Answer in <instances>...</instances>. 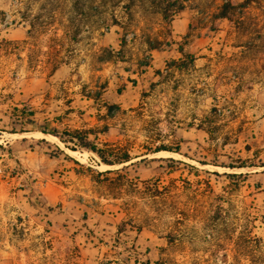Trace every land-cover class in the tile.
I'll use <instances>...</instances> for the list:
<instances>
[{"label": "rangeland", "instance_id": "1", "mask_svg": "<svg viewBox=\"0 0 264 264\" xmlns=\"http://www.w3.org/2000/svg\"><path fill=\"white\" fill-rule=\"evenodd\" d=\"M225 1L0 0V264H264V0Z\"/></svg>", "mask_w": 264, "mask_h": 264}, {"label": "trees", "instance_id": "2", "mask_svg": "<svg viewBox=\"0 0 264 264\" xmlns=\"http://www.w3.org/2000/svg\"><path fill=\"white\" fill-rule=\"evenodd\" d=\"M150 3L157 7V11L163 15V18L167 22H171L172 19L175 17L176 14L180 13L184 9L183 0H149ZM258 0H227L221 6L219 13L217 14L218 18L226 19L228 21H232L233 18L241 13L245 8L249 5L257 2ZM44 134H49L55 137H59L61 140L63 139L57 131H43ZM71 138V142L74 143V147H67L72 151H77L78 147L82 149L89 150L95 154H97L101 161L110 166L120 165L125 162H129L131 158L126 155L122 159H110L106 154L105 151L100 149L96 144L92 143L84 134L82 133H68ZM75 140V141H74ZM160 151H168L174 152L172 149H157L155 152ZM63 153V151H60ZM55 157H58L56 155ZM168 161L176 162L174 159L170 158L167 159Z\"/></svg>", "mask_w": 264, "mask_h": 264}, {"label": "crops", "instance_id": "3", "mask_svg": "<svg viewBox=\"0 0 264 264\" xmlns=\"http://www.w3.org/2000/svg\"><path fill=\"white\" fill-rule=\"evenodd\" d=\"M14 31H18L20 36L27 37L29 35V31L27 27H23V25L20 27V29H15Z\"/></svg>", "mask_w": 264, "mask_h": 264}, {"label": "bare ground", "instance_id": "4", "mask_svg": "<svg viewBox=\"0 0 264 264\" xmlns=\"http://www.w3.org/2000/svg\"><path fill=\"white\" fill-rule=\"evenodd\" d=\"M157 154H168V155H175V154H172V153H168V152H159V153H157Z\"/></svg>", "mask_w": 264, "mask_h": 264}]
</instances>
